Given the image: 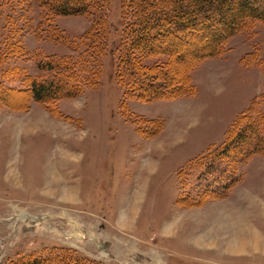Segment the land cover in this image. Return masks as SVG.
<instances>
[{"label":"rangeland","instance_id":"obj_1","mask_svg":"<svg viewBox=\"0 0 264 264\" xmlns=\"http://www.w3.org/2000/svg\"><path fill=\"white\" fill-rule=\"evenodd\" d=\"M120 1L110 0L113 23ZM22 11L0 7V59L6 15L24 48L0 60V74L10 70L0 75V264L53 247L101 264H264V150L237 163L231 177L203 158L248 106L263 114L264 129V26L235 33L221 53L200 59L189 72L190 95L127 96L106 56L96 86L50 110L22 79L39 73L35 53L70 51L35 37L34 0ZM55 23L75 39L91 18Z\"/></svg>","mask_w":264,"mask_h":264},{"label":"trees","instance_id":"obj_2","mask_svg":"<svg viewBox=\"0 0 264 264\" xmlns=\"http://www.w3.org/2000/svg\"><path fill=\"white\" fill-rule=\"evenodd\" d=\"M34 2L39 11L35 37L64 43L70 51L45 57L35 53L39 73L22 79L29 97L50 110L61 99L77 97L84 88L96 86L106 56L112 60L116 81L127 96L150 101L190 95L194 89L189 72L200 59L221 53L226 40L235 33H252L255 24L264 26V0H121L116 23L108 18L110 0ZM28 3L29 0H0V7L17 10L21 17L24 15L20 9L26 11ZM67 15L87 16L91 24L77 38H69L55 23L56 17ZM13 23L6 15L5 49L0 60L7 52L22 55L24 51L21 31ZM193 48L196 51L178 67V58ZM149 58L155 59L146 63L144 60ZM2 71V76L10 73L9 69ZM175 80L179 81L178 87L171 85ZM250 108L234 117L219 145L205 152L204 160L210 159L206 168L231 177L237 163L250 154L263 152L264 137L259 134L264 130L263 114H253ZM6 264L101 263L68 248L53 247Z\"/></svg>","mask_w":264,"mask_h":264},{"label":"bare ground","instance_id":"obj_3","mask_svg":"<svg viewBox=\"0 0 264 264\" xmlns=\"http://www.w3.org/2000/svg\"><path fill=\"white\" fill-rule=\"evenodd\" d=\"M69 193H67V195H68ZM255 241H256V239H255ZM257 242V241H256Z\"/></svg>","mask_w":264,"mask_h":264}]
</instances>
